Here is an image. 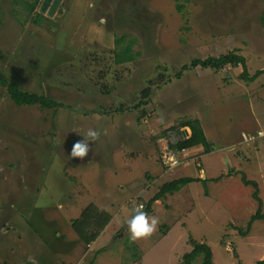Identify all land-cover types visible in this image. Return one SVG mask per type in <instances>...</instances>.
I'll return each instance as SVG.
<instances>
[{
    "label": "rangeland",
    "instance_id": "1",
    "mask_svg": "<svg viewBox=\"0 0 264 264\" xmlns=\"http://www.w3.org/2000/svg\"><path fill=\"white\" fill-rule=\"evenodd\" d=\"M34 1L0 0V73L62 107H18L0 87V264H179L191 239L213 264L264 259V221L240 235L256 190L264 210V180L239 142L264 126V0H61L56 22L60 4L49 16L54 0L32 14ZM36 13L46 20L37 25ZM129 46L133 60L116 64ZM231 53L262 74L250 82L241 65L191 66ZM185 118L200 120L215 150L185 151V165L165 169L169 138L190 136ZM89 129L100 138L72 158ZM182 177L208 182L154 202L156 232L133 242V207ZM90 205L111 219L86 245L71 221Z\"/></svg>",
    "mask_w": 264,
    "mask_h": 264
},
{
    "label": "trees",
    "instance_id": "2",
    "mask_svg": "<svg viewBox=\"0 0 264 264\" xmlns=\"http://www.w3.org/2000/svg\"><path fill=\"white\" fill-rule=\"evenodd\" d=\"M37 7H38V0H35L29 7L32 14L35 13ZM55 18L56 19L54 20L56 22L57 19L62 18V13L60 14L59 17L57 15V17ZM45 19L46 18L44 17V15H41L40 13H36L34 22L38 25L41 23L42 20L44 22ZM123 53H125V56L124 57L121 56L116 61V64H122L133 60L131 46L125 48ZM245 64L246 62L243 59V57L240 55H236L235 53L224 55L220 58L211 57L205 60L196 59L191 62V66L193 68L201 67L203 69H215L218 71L222 70L224 67H227L228 65H232L233 67L241 65L244 68L243 76L247 77V80L250 82L255 81L262 74L263 71H257L254 75L250 76ZM183 68L185 70V68L187 67H183ZM182 72L183 70L179 72L177 76H180ZM0 87L7 90L10 99L18 107L35 106V105H39L44 109H54V108L62 107L61 104L56 103L54 100L47 98L44 95H38L24 91L19 84L15 82H10L2 73H0ZM180 126L189 127L192 130V135L185 140L182 139L176 140V143L170 144V148L182 151L196 145H203L206 153H210L213 151L214 149L213 144L207 141L199 120L192 118L189 119L185 118L181 121ZM171 131H173V128H171ZM200 181H203L204 183L206 182V180H202V179L180 178L165 183L160 187L159 192L147 202L145 209H150L154 204V202H157L158 200L164 198L167 194H174L180 191L184 186L191 184L193 182H200ZM243 182L247 185L253 184L256 187V189H258V186L256 185L255 182H251V181L249 182L246 180L245 177H243ZM253 197L258 202L259 208L257 213L251 217L247 227L248 230H246V232L240 231L241 236L248 235V233L251 230L252 224L254 222L258 220H264V210L262 209V200L259 198V190H256L254 192ZM110 219L111 217H109L107 214H105L104 212L98 213V209L94 205H90L85 210H83L80 218L72 220L71 224L74 232L78 235V237L86 245H89L97 240L101 231L108 225ZM190 243L192 245V251L185 254L179 264H194L195 262H199V264H213L212 251L206 244L197 243L192 239ZM237 264H243V263L239 261ZM257 264H264V260L259 261Z\"/></svg>",
    "mask_w": 264,
    "mask_h": 264
},
{
    "label": "clouds",
    "instance_id": "3",
    "mask_svg": "<svg viewBox=\"0 0 264 264\" xmlns=\"http://www.w3.org/2000/svg\"><path fill=\"white\" fill-rule=\"evenodd\" d=\"M259 129H261V128H259ZM100 135L101 134L98 130L89 129L87 131L86 135L83 136L84 137L83 140H78L77 142H75L73 144L72 150H71V157L72 158H80V159L87 157L89 152L92 150L90 148L89 142L95 143V141H97L100 138ZM179 135H183V133L181 132V134H179ZM174 139L176 141V140L182 139V138L178 137V139H176V138H174ZM182 140H184V139H182ZM167 149H173V148L168 147ZM164 151H163V153H164ZM185 151H186V149H185ZM132 213L133 214L130 216V218H127L125 220L128 232L130 233L131 240L133 242H136L139 240L151 238V236L154 235V233L157 230V227L159 224V218L156 216H150L146 212V209L144 210L143 204H139V205L134 206L132 209Z\"/></svg>",
    "mask_w": 264,
    "mask_h": 264
},
{
    "label": "crops",
    "instance_id": "4",
    "mask_svg": "<svg viewBox=\"0 0 264 264\" xmlns=\"http://www.w3.org/2000/svg\"><path fill=\"white\" fill-rule=\"evenodd\" d=\"M60 6L61 7H59L58 9V11H57V13L55 14L56 15V17H57V15H58V17L60 16V14L62 13L60 10H61V8H62V3H60ZM61 12V13H60ZM63 14V13H62ZM63 16V15H62ZM46 20V19H45ZM197 120H199V119H197ZM200 121V120H199ZM202 125V124H201ZM186 129L185 130H187V132H188V135H192V130L189 128V127H185ZM260 128H264V126H261ZM203 129V128H202ZM184 130V131H185ZM256 131V130H255ZM255 131H253V132H255ZM250 132H252V131H250ZM250 132H246V133H250ZM204 134H205V137H206V139H207V135H206V133H205V131H204ZM242 134V133H241ZM174 135V134H173ZM172 135V136H173ZM176 135V134H175ZM173 136L172 138H169V140H168V147H170V144H174V143H176V141H175V139L174 138H176V139H178V135H176V136ZM187 135V136H188ZM189 136V137H190ZM186 139H188V138H186ZM233 140H235V139H233ZM236 140L237 141H239V139H237L236 138ZM207 141L209 142V140L207 139ZM240 144H242V146H244L243 148H242V152H246V155L247 156H249V159L250 158H252L251 160V162H250V164L252 163V162H254L255 163V165H257L258 164V172H259V174H260V176L262 177V179L264 180V145H262V144H258V143H255V144H244V143H242V140H241V135H240ZM210 143V142H209ZM230 143H233V141L232 142H230ZM235 143V142H234ZM212 144V143H211ZM220 147V146H219ZM235 148V147H234ZM241 148V147H240ZM215 150V149H214ZM217 151H225V147L224 148H219V149H216ZM227 150V149H226ZM186 151H190V154L188 153V155H190V156H195V154L196 155H198V153L199 154H202L201 155V157L203 158L204 156H206V155H208V154H210V153H206L205 152V148L203 147V145H196V146H193V147H191V148H188V149H186ZM228 151V150H227ZM183 158H186L185 156L183 157ZM223 158H226V155L225 156H223ZM246 164H248V162L246 163ZM185 165V164H184ZM229 166H231V168L229 167V170H228V172H229V174H227V175H230V173H232L231 172V170L233 169V167H232V165H229ZM236 171H237V169L235 170V173H236ZM238 172V171H237ZM199 173L201 174V175H205V176H207L206 175V173H205V171H204V169L202 168V166L200 167V169H199ZM182 178H193V177H182ZM180 179V178H179ZM195 179V178H194ZM200 179V178H199ZM212 179H214V178H212ZM202 180H206V182H208V179H202ZM157 194V193H156ZM175 194V193H174ZM174 194H167V195H174ZM259 197H260V194H259ZM261 198V197H260ZM263 201V200H262ZM260 221H264V220H260ZM256 222H258V221H256ZM256 222H254V223H256ZM253 225V224H252ZM251 231V230H250ZM250 233V232H249ZM249 233H248V235H249ZM262 256H264V253H263V255ZM264 259H259L258 260V262L259 261H263ZM257 264V263H256Z\"/></svg>",
    "mask_w": 264,
    "mask_h": 264
},
{
    "label": "built area",
    "instance_id": "5",
    "mask_svg": "<svg viewBox=\"0 0 264 264\" xmlns=\"http://www.w3.org/2000/svg\"><path fill=\"white\" fill-rule=\"evenodd\" d=\"M241 140L244 144H262L264 145V128L258 129L255 132L241 134ZM185 150L179 151L177 149H166L162 156V165L165 169H173L182 165L186 158L182 157ZM200 166V164H199Z\"/></svg>",
    "mask_w": 264,
    "mask_h": 264
},
{
    "label": "water",
    "instance_id": "6",
    "mask_svg": "<svg viewBox=\"0 0 264 264\" xmlns=\"http://www.w3.org/2000/svg\"><path fill=\"white\" fill-rule=\"evenodd\" d=\"M61 0H54L52 6L50 7V10L48 12L49 16H52L54 14V12L56 11L59 3H60ZM51 2V0H45L44 3L42 4V7H41V11H46V8H47V5ZM188 135V132L187 130H185L184 132V136H187Z\"/></svg>",
    "mask_w": 264,
    "mask_h": 264
}]
</instances>
